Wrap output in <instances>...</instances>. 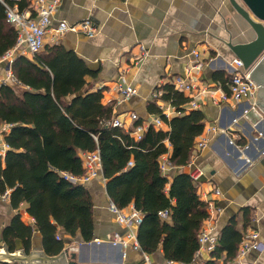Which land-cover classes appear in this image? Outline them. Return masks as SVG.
Listing matches in <instances>:
<instances>
[{
	"label": "trees",
	"instance_id": "trees-1",
	"mask_svg": "<svg viewBox=\"0 0 264 264\" xmlns=\"http://www.w3.org/2000/svg\"><path fill=\"white\" fill-rule=\"evenodd\" d=\"M1 1L12 4L0 0V58L16 42ZM17 5L22 11L30 0H19ZM11 72L16 84L0 85V127L12 126L4 135L8 150L0 159V194L8 190L10 207L18 210L24 205L34 224H24L15 214L0 239L8 252L13 253L20 242L28 253L34 230L41 234L43 250L50 256L62 251L61 240H56L58 228L70 237L79 235L84 243L92 241L91 196L84 186L62 175L82 176L80 154L96 151L109 201L119 210L130 206L141 215L136 232L140 250L149 256L160 251L167 264H196L207 205L200 201L197 185L187 173L169 180L159 168L164 155L174 168L184 169L195 154L204 116L200 110H185L190 98L164 85L160 99L170 104L176 116L167 119L152 100L147 111L159 116L167 130L150 125L136 140L110 126L112 107L102 104L101 90L90 91L85 78L93 73L74 52L61 45L46 46L32 59L16 58ZM229 78L223 71L216 72L213 81L226 91ZM142 123L138 118L133 126ZM162 212L167 213L165 219ZM249 223L247 213L241 230L231 221L204 264H233Z\"/></svg>",
	"mask_w": 264,
	"mask_h": 264
},
{
	"label": "crops",
	"instance_id": "crops-1",
	"mask_svg": "<svg viewBox=\"0 0 264 264\" xmlns=\"http://www.w3.org/2000/svg\"><path fill=\"white\" fill-rule=\"evenodd\" d=\"M84 20L95 30L94 36L66 33L55 45L74 52L85 63L93 73L85 78L90 91L101 90L102 104L111 106L114 118L125 119L126 124H129L131 113L142 121L154 116L147 111L152 93L162 91L171 78L182 76L195 62L193 52L198 53L201 66L199 71H192V77L200 86H215L218 83L213 81L214 74L223 71L229 75L234 60L225 43H244L254 38L228 0H63L51 25ZM46 46H53L49 37ZM6 69V62L1 61L0 80L5 79ZM119 86L133 87L137 94L122 101L117 91ZM258 91L254 99L256 112H250L248 116L242 114L248 108L245 100L215 105L207 97L194 99L201 104L204 127L217 128L215 133L205 132L209 145L191 159L190 167L203 173L198 197L202 202L212 199L209 195L212 185L220 191V197L212 200L221 210L214 221L219 232L231 221H235L237 229L241 230L247 213L249 228L258 233L263 246V251L247 255V264H264V110L257 103ZM184 95L190 96V101L194 98L190 94ZM160 129L165 131L167 126L163 124ZM166 157L162 156L160 161ZM187 170V167H173L166 176L171 180ZM84 188L93 204L92 242L84 243L79 235L70 237L58 228L62 251L79 255L83 264H143L139 251L110 243H93V240L124 237L128 229L117 224L109 210L105 182L100 178L93 179ZM129 209L130 206L124 211ZM16 213L24 224L33 226L34 220L26 213L24 205L13 210L9 202H0V239L3 229ZM0 246L3 252V243ZM21 250L22 245L17 242L14 252ZM30 252L23 250L25 256ZM208 259L204 256V261ZM151 263L167 264L160 251L151 256ZM6 264L21 262L17 259Z\"/></svg>",
	"mask_w": 264,
	"mask_h": 264
},
{
	"label": "built area",
	"instance_id": "built-area-1",
	"mask_svg": "<svg viewBox=\"0 0 264 264\" xmlns=\"http://www.w3.org/2000/svg\"><path fill=\"white\" fill-rule=\"evenodd\" d=\"M12 4L1 1L4 7V13L7 23L14 29L16 33V42L14 47L5 53L0 62L4 61L7 64L6 76L4 80H0V85L8 84L15 85L16 82L11 72V65L13 61L18 57H25L32 59L36 54L40 53L46 46V39L49 37L52 45L58 44V40L66 33H81L88 37H92L95 34V30L92 28L89 21L84 20L74 24H68L64 21L58 22L55 26L51 25V20L56 12L58 6L63 0H30V6L22 11L19 10L17 2L19 0H9ZM129 0H124L128 2ZM195 62L187 69L182 76H175L168 80L166 84L172 86L175 91L181 92L187 95H193L191 101L185 106L186 111H197L201 109V104L195 102V97L203 96L207 97L213 104L220 105L228 102L240 103L241 101L247 102L246 109L243 110V115H247L250 112H256V104L254 103L255 96L258 91V86L250 79V69L244 70L241 61L235 59L231 63L230 78L226 84V91L220 86H200L199 83L192 77V71H199L200 63L198 61V53L193 52ZM118 94L122 101H127L131 97L137 94V90L133 87H118ZM162 91L156 90L152 93V100L156 101L161 114L167 119L171 118L172 114H175L174 109L168 102L162 101ZM190 97V96H189ZM129 124H126L125 119L113 118L109 123L113 128H119L128 132L130 136L139 140L145 129L152 125L155 129H160L163 126V121L159 116H153L148 121H143L138 126H133V123L138 120L135 113H131L128 116ZM234 123L236 120L233 121ZM12 126L2 125L0 127V157L2 159L5 156L8 146L4 142V135L7 134ZM206 133H215L217 128L204 127L203 133L197 138L195 142V155L198 152L205 149L210 140L205 136ZM205 134V135H204ZM80 159L84 174L80 177L69 176L63 174L62 176L73 184H79L85 186L93 179L100 178L102 182L105 180L102 177V166L98 152L81 153ZM191 164V163H190ZM190 164L187 166V174L190 180L197 185V193H199V182L203 173L197 168H191ZM131 163L128 164L130 166ZM162 175L166 176L167 172L173 168V165L169 158H163L159 164ZM209 195L212 199H206L208 218L204 221L201 230L198 234L197 243L198 249L195 253L196 264H204V256L209 255L218 246L220 239V232L215 225V217L220 214L221 210L215 205L213 198L220 197V191L216 186H211ZM201 196V195H199ZM9 197V191H5L0 194V200L5 201ZM109 210L115 216L117 224L128 229V232L124 237L114 236L110 240H93L95 244L110 243L112 246L120 247L122 249L131 248L134 251H139L142 255L143 264H152L151 257L140 250L139 244L136 238L135 228L141 223V215L133 207H130L128 211L117 209L111 202L109 203ZM161 218H166L167 213L162 212ZM57 240H60L57 237ZM92 242V241H91ZM69 250V249H68ZM74 251L76 248H71ZM261 252L263 246L258 240V233L251 228H247L243 232L242 240L237 248L236 256L233 264H247L246 257L250 252Z\"/></svg>",
	"mask_w": 264,
	"mask_h": 264
},
{
	"label": "water",
	"instance_id": "water-1",
	"mask_svg": "<svg viewBox=\"0 0 264 264\" xmlns=\"http://www.w3.org/2000/svg\"><path fill=\"white\" fill-rule=\"evenodd\" d=\"M234 12L247 24L254 38L244 43H225L235 59L241 61L244 70L250 69V79L258 86L257 103L264 110V0H228ZM19 243V242H18ZM4 247V245H3ZM30 250L8 253L4 247L0 263L20 260L21 264H83L82 258L63 250L54 257L44 254L41 234L34 230L30 239Z\"/></svg>",
	"mask_w": 264,
	"mask_h": 264
},
{
	"label": "rangeland",
	"instance_id": "rangeland-1",
	"mask_svg": "<svg viewBox=\"0 0 264 264\" xmlns=\"http://www.w3.org/2000/svg\"><path fill=\"white\" fill-rule=\"evenodd\" d=\"M0 159H1V161L3 160L2 157H0ZM103 183H104V182H103ZM0 202H9V197H8L7 200H5V201H1V200H0ZM0 251H2L1 248H0ZM150 257H151V256H150Z\"/></svg>",
	"mask_w": 264,
	"mask_h": 264
},
{
	"label": "bare ground",
	"instance_id": "bare-ground-1",
	"mask_svg": "<svg viewBox=\"0 0 264 264\" xmlns=\"http://www.w3.org/2000/svg\"><path fill=\"white\" fill-rule=\"evenodd\" d=\"M1 254H4V253H3L2 251H0V255H1ZM0 259H5V258H1V257H0Z\"/></svg>",
	"mask_w": 264,
	"mask_h": 264
}]
</instances>
